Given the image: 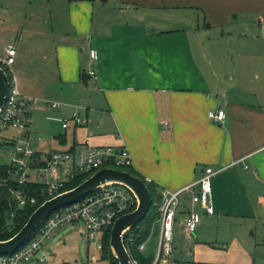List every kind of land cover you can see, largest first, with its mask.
Here are the masks:
<instances>
[{"label":"crops","instance_id":"1","mask_svg":"<svg viewBox=\"0 0 264 264\" xmlns=\"http://www.w3.org/2000/svg\"><path fill=\"white\" fill-rule=\"evenodd\" d=\"M0 34L15 43L13 85L36 100L31 123L44 126L34 137L30 123L27 140L41 156L126 148L147 183L173 192L220 171L212 215L181 197L161 264H264V0H0ZM218 110L222 124L209 118ZM156 225L142 251L153 259Z\"/></svg>","mask_w":264,"mask_h":264},{"label":"built area","instance_id":"2","mask_svg":"<svg viewBox=\"0 0 264 264\" xmlns=\"http://www.w3.org/2000/svg\"><path fill=\"white\" fill-rule=\"evenodd\" d=\"M16 55L17 51L13 46L7 47L5 56L0 58V65L10 67L14 64ZM95 59H97V55L93 52L92 61ZM88 76L91 79H96V71H90ZM35 103V99L23 96L13 86L9 89L0 113V134L13 133L10 139H3L0 143V156L4 150L10 158L8 163L0 162L8 167L10 175L9 180L0 182V188L8 184L13 185L9 193L16 203L17 209L37 203L34 197L22 189L28 182L41 183L31 179L32 173L39 176L47 174L46 181L42 182L47 187L43 196L47 194L53 198L60 194L66 182L77 176L95 174L104 168L121 170L134 167L128 149L95 147L89 141L63 152L46 153L41 156L27 140L32 119L31 110ZM50 107L60 108V104L53 103L50 104ZM209 118L215 123L222 124L226 114L224 110L210 111ZM71 120L76 126L84 125L89 121L88 117L82 118L78 113H74ZM69 122L70 119L64 120L62 124L64 130L68 128ZM164 126L165 130L170 129L168 123ZM219 172L212 167H207L202 178L196 184L175 192L161 190L160 200L156 204L159 213L160 234L153 264H161L172 256L174 226L182 196L191 194L193 205L203 206L209 215L214 213L213 208L209 205L212 196L211 183L213 177ZM136 207L137 199L127 188L120 185L102 187L78 202L50 214L24 246L12 254L0 255V264H49L52 255L47 249L46 243L62 228L75 224L84 225L90 246L93 247V250L102 252L105 233L112 230L116 220L133 212ZM10 216L13 219L15 212ZM198 225V215L190 210L185 220L187 231L194 233ZM144 247L145 243L139 247V251L142 252ZM131 264L138 263L131 258Z\"/></svg>","mask_w":264,"mask_h":264},{"label":"water","instance_id":"3","mask_svg":"<svg viewBox=\"0 0 264 264\" xmlns=\"http://www.w3.org/2000/svg\"><path fill=\"white\" fill-rule=\"evenodd\" d=\"M89 76L82 74V83L88 86ZM10 89V79L6 71L0 67V113L5 104ZM108 185H120L130 190L137 199L136 209L120 217L114 223L110 236V248L113 257L119 264H131V256L126 248L125 235L148 215L151 206V196L147 185L129 172L104 168L97 171L77 187L60 193L44 202L29 218L24 227L12 238L0 241V255L12 254L24 246L35 234L45 219L58 209L78 202L87 195Z\"/></svg>","mask_w":264,"mask_h":264},{"label":"trees","instance_id":"4","mask_svg":"<svg viewBox=\"0 0 264 264\" xmlns=\"http://www.w3.org/2000/svg\"><path fill=\"white\" fill-rule=\"evenodd\" d=\"M2 67L9 79H10V88H12L13 82L12 77L6 66ZM122 171L129 172L135 177L142 180L148 187L152 206L151 209L146 216V218L138 224L136 227L132 228L124 237V242L126 248L132 259L136 260L138 264H153L155 258L148 257L144 255L143 252L139 251V247L145 243L148 239L150 231L154 225L157 224L159 213L156 204L160 200V192L161 190L155 184L147 183L146 180L138 174L133 168H122ZM93 173L89 175L77 176L68 182L65 183L64 187L61 189L60 193L69 191L92 176ZM9 170L8 167L2 163H0V182L5 180H9ZM13 185H5L0 188V241H6L16 235L27 223L30 216L46 201L50 200L52 197L43 196L46 192L47 187L42 183H34L28 182L22 189L29 194L31 197H34L37 200L35 205L28 204L23 209H17L16 203L12 200V197L9 193V190ZM15 212V217L11 219L10 214ZM131 235V237H130ZM110 236L111 230L105 233L103 240V251L105 252L104 257H110L113 264H119L117 260L112 255L110 248ZM132 240V241H131Z\"/></svg>","mask_w":264,"mask_h":264},{"label":"rangeland","instance_id":"5","mask_svg":"<svg viewBox=\"0 0 264 264\" xmlns=\"http://www.w3.org/2000/svg\"><path fill=\"white\" fill-rule=\"evenodd\" d=\"M111 5L113 4L111 3ZM10 43L14 42L9 34H0V57L5 56V49ZM31 125L34 137H39L40 132L38 130L44 124L40 123L36 118H33ZM51 143H53V147H58L55 142H50L49 144ZM1 155L0 162L8 163L10 161L9 156L4 150H2ZM46 178L47 174L43 176H39L36 173L31 174L32 180L41 183L45 182ZM156 226L154 225L152 227L151 232L155 231ZM46 247L52 255L49 264H113L109 256L104 257L105 252L93 250V247L90 246L87 240V233L83 224L69 225L62 228L61 231L46 243Z\"/></svg>","mask_w":264,"mask_h":264}]
</instances>
